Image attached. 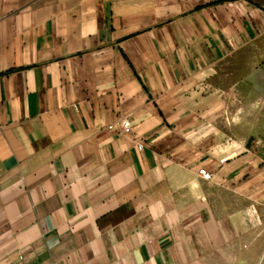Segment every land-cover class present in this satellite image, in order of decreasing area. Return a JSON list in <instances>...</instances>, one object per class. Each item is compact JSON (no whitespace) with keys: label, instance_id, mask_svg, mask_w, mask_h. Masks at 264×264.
I'll return each mask as SVG.
<instances>
[{"label":"crops","instance_id":"0c3cea01","mask_svg":"<svg viewBox=\"0 0 264 264\" xmlns=\"http://www.w3.org/2000/svg\"><path fill=\"white\" fill-rule=\"evenodd\" d=\"M263 231L264 0H0V264H249Z\"/></svg>","mask_w":264,"mask_h":264},{"label":"built area","instance_id":"2783aa9c","mask_svg":"<svg viewBox=\"0 0 264 264\" xmlns=\"http://www.w3.org/2000/svg\"><path fill=\"white\" fill-rule=\"evenodd\" d=\"M108 129L111 132H116L121 135L131 134L133 132L132 123L128 119H120L114 124L110 125ZM142 148V145L138 146L139 150H142ZM199 175L202 177V179L206 181H210L212 179V175L208 173L205 169H200ZM259 264H264V255L262 256Z\"/></svg>","mask_w":264,"mask_h":264},{"label":"rangeland","instance_id":"374dc122","mask_svg":"<svg viewBox=\"0 0 264 264\" xmlns=\"http://www.w3.org/2000/svg\"><path fill=\"white\" fill-rule=\"evenodd\" d=\"M250 259H248L249 264H259L262 256L264 255V231L258 236V241L255 244V247L251 250Z\"/></svg>","mask_w":264,"mask_h":264}]
</instances>
